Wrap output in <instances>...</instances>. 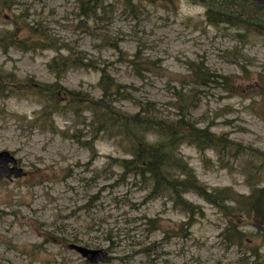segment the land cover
Returning <instances> with one entry per match:
<instances>
[{
    "label": "rangeland",
    "instance_id": "1",
    "mask_svg": "<svg viewBox=\"0 0 264 264\" xmlns=\"http://www.w3.org/2000/svg\"><path fill=\"white\" fill-rule=\"evenodd\" d=\"M80 1L0 0V31L11 30L15 16L23 12L28 23L45 28L55 46L34 51L8 47L6 52L0 46V70L13 75L16 91L0 95V151L13 153L25 172L21 178L0 180V264H86L68 248L70 243L106 249L107 259L97 264H264V227L255 218H242L250 221L241 226L249 241L241 249L226 247L219 236L226 222L223 213L188 193L184 197L199 205L202 214L189 220L187 232L182 230L186 216L168 198L147 200L145 191L116 180V167L108 170L109 157L123 154L116 140L103 134L91 138L79 124L81 118L71 113H53L35 127L32 122L43 103L26 81H57L64 89L99 98V71L71 68L55 79L49 70L52 57L68 53L61 46L67 44L87 59L107 64L116 82L130 86L129 97L114 103L118 110L133 113L135 101L147 99L163 114L175 115L169 103L173 89L182 87L195 95L190 117L199 126L264 154V114L258 97L264 90L257 84L258 75L264 76V35L236 40L234 28L209 24L205 8L192 0H134L132 9L122 0H105L110 6L93 19L80 13ZM135 54L148 68L140 75L120 60ZM193 62L232 76L234 88L228 92L214 84H182L190 80ZM82 116L90 122L88 111ZM76 128L83 130L81 140L92 141L91 148L71 138ZM179 149L209 189L249 191L246 175L255 166L247 159L233 161L227 155L221 162L210 149L185 144ZM255 180L264 186V166ZM142 215L158 220L161 227L148 232ZM163 228L171 235L164 237ZM150 243L157 246L149 256L136 252ZM250 248L257 255L250 256Z\"/></svg>",
    "mask_w": 264,
    "mask_h": 264
},
{
    "label": "trees",
    "instance_id": "2",
    "mask_svg": "<svg viewBox=\"0 0 264 264\" xmlns=\"http://www.w3.org/2000/svg\"><path fill=\"white\" fill-rule=\"evenodd\" d=\"M133 1L122 0L131 9ZM192 2L205 8V18L209 24L214 26L224 24L234 28L233 38L236 40H242L253 33L264 35V6L261 4L252 0H192ZM109 6L105 4V0H81L79 3L80 13L92 19L99 13L104 14ZM25 16L23 12L15 16L12 29L0 31V46L3 51L6 52L8 47L23 51L55 47L45 28L39 22L31 25ZM23 32L26 35H22ZM55 42L57 44L56 40ZM61 46L66 47L68 53L57 54L47 63L55 79H59L71 68L97 70L100 73L97 86L101 95L99 98H93L82 91L64 89L57 81L40 84L28 78L26 81L29 88L33 89L32 94L43 103L39 116L32 122L35 127L38 126L40 119H48L53 113L63 115L71 113L76 119H82L79 124L87 128L86 132L91 138L103 134L116 140L123 154L109 157L108 170L110 171V167H116V180L145 191L147 200L168 198L175 209L185 214L186 221L181 224V229L186 232L189 220L196 214H202L199 205L184 197L188 193L195 194L223 213L226 222L219 236L226 247L237 246L241 249L242 243L249 241L244 239L245 234L241 226L250 221L243 222L244 218L245 220L255 218L258 224L264 227V186L258 185L255 180V176H259L264 166L263 153H256L249 147L234 142L225 133L215 134L208 126H199L198 122L190 117V110L195 107L193 97L195 95L191 94V90L183 91L182 87L173 89L172 101L169 103L177 110L175 115L163 114L156 102L147 99L136 100L137 110L133 113L118 110L114 103L129 97L130 86L116 82L110 76L106 63L100 65L95 59H87L86 54L80 50L68 47L67 44ZM120 60L138 70L139 75L142 74L140 72L148 70L136 54L129 59L127 56L121 57ZM144 63L149 65L147 60ZM190 70V80L183 81L182 84L190 83L192 88L214 84L229 92L235 86L232 76L210 71L203 62H193ZM12 76L0 70V81L8 82L7 87L0 83V95L6 97L16 92ZM258 81V87L264 90V76L258 75ZM57 92L61 93L58 95ZM258 97L262 103L260 112L264 114V92H260ZM84 111L89 112V123H86L82 116ZM82 132V129L76 128L71 138L80 146L91 148L89 144L92 141L80 139L84 136ZM184 144L199 151L213 150L221 162L227 155L233 161L247 159L249 164L255 166L254 170L246 175L245 182L249 191L242 194L230 187L209 189L198 180L193 168L180 152L179 148ZM251 158L259 161L253 163ZM41 175L38 171V176ZM249 177L254 181H248ZM143 219L148 232H154L161 227L159 221L154 218L142 215L141 220ZM162 232L164 237L171 235L166 228H163ZM156 246L155 243H150L136 252L149 256L148 252ZM249 254L252 257L257 255L252 248Z\"/></svg>",
    "mask_w": 264,
    "mask_h": 264
},
{
    "label": "water",
    "instance_id": "3",
    "mask_svg": "<svg viewBox=\"0 0 264 264\" xmlns=\"http://www.w3.org/2000/svg\"><path fill=\"white\" fill-rule=\"evenodd\" d=\"M258 4L264 5V0H254ZM24 172L17 165L16 158L7 150L0 151V180L3 178H20ZM68 248L77 252L87 263L96 264L107 259L108 252L104 248L91 249L79 244L70 243Z\"/></svg>",
    "mask_w": 264,
    "mask_h": 264
}]
</instances>
